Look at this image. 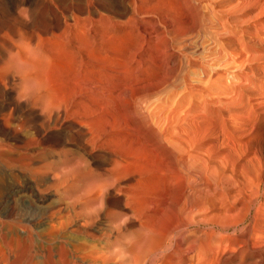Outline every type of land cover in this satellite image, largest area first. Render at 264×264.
I'll return each instance as SVG.
<instances>
[{
    "label": "rangeland",
    "instance_id": "1",
    "mask_svg": "<svg viewBox=\"0 0 264 264\" xmlns=\"http://www.w3.org/2000/svg\"><path fill=\"white\" fill-rule=\"evenodd\" d=\"M8 1L9 0L7 1L0 0V20H1L0 26L8 27L10 25H13L12 31H14L15 33L13 32L12 35L18 34V32L20 33L22 32L23 35L30 34L29 30L31 29L34 30L33 28L37 27V25H41L42 24L41 22L48 21L50 17H52L51 13H53L52 9L50 8L51 7L50 4H52V6L55 4V6L57 7L60 5L64 7L68 5L70 6L71 3L73 5L76 4L75 0H69L70 2L68 0H60L61 4H58L56 0L55 1L41 0V2L40 0H34V1H37V2H34L35 3L34 5L40 6V8L39 7L35 8L33 6L35 9L31 7L30 8L31 10L30 9L27 10V11L32 12L30 13V12L25 11L27 8L26 5H22V6L18 5V7L15 10L16 13L17 12L18 14L21 13V16H18L13 11H11L12 9H10L11 5L14 4L13 7L16 5L15 3L16 0L14 2H12L11 0L9 2ZM94 1L96 0H92L93 4L94 3L97 4L96 2H99V0H97L96 2ZM108 1L110 0H105V1L102 0V2L100 0V2L97 5L92 7L93 10L95 12L96 11L99 12L100 14L102 13L105 14V11H106V14H107L108 9L111 8L113 5L115 6V4H117V2L121 0H111L110 2ZM161 1L162 0H157V1L156 0H146L145 2L144 0V6H147L146 8L150 7V9H147L148 15L146 13H144L143 15L141 13L142 16L138 14V16H136V18L134 19V20L138 19L135 22V24L138 22L136 25L134 23L130 24V27L129 25H126L125 27L119 28V30L117 29V31L119 32L121 29V32L124 30H129V31L131 30L133 32L136 31L135 33H138V30L142 32L143 30L152 31L153 29L155 31L157 28V30L155 31L157 33L158 30L159 32H161V29H163L164 21H166L165 24L171 23L170 24L171 27L174 26L171 29L173 28L177 29L176 27H178L179 29L180 26L178 25L179 24L181 25V22H182L180 31L177 29V31L181 32L182 38L181 37H180L181 39L179 37L177 38L178 43L177 45L176 44L174 45V48L175 47L176 48L172 52L171 51L167 52L166 56L164 57L160 55V58L158 60L160 62V63L158 62V66H159L158 69L160 70H157V74L159 72L158 76H160L159 78H162L163 76L161 77V75H163V73H162L161 68L163 69V72L165 73L164 69H166V66H167L166 65V62L168 61L167 57L170 56V54L168 53L172 54V58L174 59L175 63L170 64V60H169L168 64L170 67H172L171 72H173L172 73L173 75H170V79H169V81L171 80V82L173 81L174 83V85L173 84L171 85L173 88H171V91H170L173 94L170 93L169 95L167 90H165V94H164L163 93L164 91L160 89L161 92L159 90V94L156 95V97L158 96V98L155 97L151 99L154 101V104H153V101L150 102V100L148 102L146 101L145 103L147 104V106L149 105L148 111L154 105L158 104L156 105V108H157V111L159 112L156 111L157 116L154 115V119H155V124L158 121L157 125H155L157 130L160 131L158 132L160 134H163L162 136L164 140L163 141L164 147L162 146L161 148L165 150H161L160 148L161 150L160 153L163 154V151L166 152L164 154L165 156L163 155L164 159L166 156L172 158L176 156V154H178L179 156H183L182 158H184V160L190 161L191 163L195 165L196 169L194 171L198 172L199 170L201 171V173L203 172L201 175L204 174L203 175L204 177L201 176V178H199L200 172H198V174L195 172V175L197 174L196 179H199V181L201 180L200 181L201 183L197 180V182L199 183L197 189H199L200 194H199V197H197L198 200H195V203H193L191 206H188L187 208L185 207L182 213L184 217L181 214V218L185 220L187 219L189 221H193L194 223L197 224V226H195V230H196L195 234L196 235L198 234L197 237H198L199 243L200 241L201 243L202 242L204 243V244L203 243L199 244V246L201 245L200 246L201 251L199 252L201 253L203 251L204 253L202 252L200 254L199 252H195L193 254L194 255L193 261L196 263L198 260L197 262L198 264H201V263L202 264H206V263L207 264H216V263L219 264V260H221L220 257L222 258V252L224 248H226L228 243L232 240H236L237 245L240 243L238 240H250L251 245L253 244L256 247L264 246V184H261L258 187L254 183V180L255 182L257 181L256 180L257 177L255 176L264 177V0H196L198 5L195 2V0H188V2L186 0L185 1L183 0L181 1L180 0H176V1L175 0L174 1L173 0L172 1L163 0L162 2ZM170 1H171V4H170ZM189 1H191V5L194 3L193 6H190ZM67 2L69 4H67ZM165 2H168V3H165ZM173 2H176L177 4ZM179 3H180V6L178 5ZM186 3H188V5ZM2 4L3 6H1ZM169 4H170V7L172 6L171 8L169 7ZM183 4H185V6L187 7V8L185 7L186 8L185 10L183 8L184 12L182 11V7L184 6ZM175 5L176 7L178 5L179 8H175ZM194 5L197 7H195ZM100 6L101 7L103 6V7L101 8ZM5 7L7 8L5 9ZM96 7L99 8L100 10L97 9ZM2 8H4V12ZM42 8L44 9V11ZM165 8H166V11L164 10ZM172 8H174L176 12ZM189 8L191 9V11ZM58 9H60V7ZM177 9H179L180 11ZM188 9L190 11L188 13L190 14L186 13V10ZM154 10H156V12ZM167 10L171 11L170 14L172 13V11H174L175 13H173V16H171L172 14L170 15L169 11ZM11 12H13L15 15H12ZM28 13L30 14L28 15ZM164 13L166 15L168 13V17L170 18L164 15ZM201 13L202 15L200 16ZM22 14H25V15L23 16ZM160 14H163L164 17ZM175 14L178 16H175ZM191 14L192 16L189 17ZM8 15L10 16L12 15V16L11 17L9 16L8 18ZM27 15L28 17H26ZM40 15H45V16H41L42 17L41 18ZM179 16H181V19H179L180 18ZM186 16L188 18H186ZM193 16H195L194 19L197 20V21L195 20L197 23L189 19V18H193ZM6 17L7 19H9V21L7 19H4ZM16 17H17V20L20 17L19 22L16 21ZM21 17L24 21L21 20ZM45 17H47V19ZM175 17H176V21L178 19L177 22L178 23L180 22L179 24L175 21L174 19ZM197 17L198 18L201 17L202 20H199ZM26 18L28 20H26ZM31 18H33L35 21H38V22L37 23L35 22L34 26H30V25L29 27L25 26V23L27 21L29 22ZM37 18L41 20L39 21ZM118 18L119 17H116V20ZM157 18L159 21H162L163 18L165 20L162 21V24L161 23L158 24L157 22L159 21L156 20ZM145 19H148V21ZM182 19L185 21H187L188 19V21L186 23L184 21L183 23ZM12 20H13V23L10 22ZM14 20L16 21L15 23H14ZM123 20L124 19L119 18L117 21H123ZM154 20L156 21L157 24L155 23ZM173 21H175L174 22L175 24L173 23ZM198 21L202 22L200 24L203 26V28L202 27H199L200 29L198 28V26L200 25ZM151 22L152 24L150 25ZM16 23L23 24V28L21 24H19L20 27L22 28V31H21V28L18 27L19 25ZM188 23H190L192 26H189L190 24ZM145 24L148 26H146ZM194 24L195 25L198 24V26L196 25L195 27L196 31H194V26H195ZM134 25L136 27H134ZM156 25L161 26L162 28L160 27L161 29H159L158 26ZM184 25H187L188 27H190V29ZM149 26H150V30L148 29ZM127 27H129V29ZM133 27L135 28V30H133ZM184 28L186 29V31L184 30L185 33L183 32ZM191 28H193V31L191 30ZM168 29H165V31H167ZM171 29L169 31L173 33ZM183 33L184 34L187 33L186 36ZM166 34L167 36H171L170 33L169 35L168 33ZM156 37H157V41L160 38L159 42H155L156 38L154 39L152 38V40L155 42L156 46L158 45V47L162 49V42H161L162 36L159 37L157 35ZM180 40L183 42L181 43V45L179 44ZM181 49H184V50H181ZM175 54H176V57L177 56L179 57L176 58ZM165 57L166 59H162ZM184 58L186 59V61L184 60ZM182 59L184 61H181ZM162 62L163 64H165V66L162 64ZM176 62L178 63V65L176 64ZM159 64L160 65L162 64V65L160 66ZM173 64H176V65H173ZM171 72L169 71V73ZM168 86L171 87L170 85ZM146 104H145V107H147ZM125 107L126 109L128 108L126 105L123 106V104H122V107H118V110L120 111V113L123 108L125 109ZM124 109L122 110L124 114L123 113L121 114L124 115L123 117L127 118L126 119L127 122L131 124V121H129L130 119L128 118H131L132 116L133 117L136 116V114L133 113L135 112V110L132 111L130 109L132 113L135 114L133 115L131 114V112H129V109H127L128 111ZM125 112L126 113L128 112L129 114L128 113L126 114ZM128 115H132V116L129 117ZM138 122L140 123L138 124L135 123V125L136 124L138 125V127L137 125L136 127L140 130V132L142 130L141 133L143 135L144 130L140 128H145V127L141 125L143 123L141 122L140 119L138 120ZM27 133L30 136L26 135ZM27 133H23L25 137L29 139V141L27 139H25V141L27 143L29 142L31 146L35 145L36 140L35 141L33 140L36 138V136L35 135L31 136L33 133L32 134L30 132H27ZM31 140L33 142H31ZM41 143L36 144V146H38L37 148L38 151H43L42 153L45 152L42 156V160L45 159L43 162L45 164L47 163L45 166L47 168L46 169L42 168L35 172L33 170L30 171V169L28 171H25V173L18 172L20 173V176L19 174L17 175V171L19 169L16 167V165H12V166L9 165V163H11L9 158L11 157L8 156L7 154H5L6 155L5 156L3 154L5 151H2V153L0 151V240H1L0 241V257L3 258L6 256L7 262L5 261L4 264H9V263L28 264V262H30V264H49L50 260H56L61 255L60 253L64 252L63 249H67V251L71 252L72 251L71 249H73L72 248L73 246L75 247L79 245V244H76L77 242L83 243L84 240H86L85 243L86 242L88 243V241L91 242V240H93L91 243L95 244V241L98 240L96 243L100 242V244L101 243L109 244L110 250H107V252L110 253L109 255L111 256L110 258H113V260L111 259L110 263L116 262L115 264H118L120 262L122 264L123 263L124 264H137V263H131V260L130 259L128 260V258L124 259L128 257L127 254L129 255V253L126 250H124V247L126 246L125 243H128V242L133 243L135 241L141 242L143 240H146L147 238H150V232L146 228H144L140 222L142 218L140 219L139 216L137 217V215H136L137 218L134 217L133 215L135 214V212H133L132 209H129L130 206L128 207V206L123 205V203L120 202L121 201L120 196L114 195V193H111L113 195L105 194V196L102 197V199L101 197L100 198L98 197L99 195L95 196V199L93 198L92 201H89L91 200V198L89 197L86 199L88 195H87V192H85L84 188L85 189H89L90 187L97 188L98 187L97 185H100L101 182L109 183L111 176L108 172V169H110L112 164L107 161L96 162L91 165L83 164L85 163L84 162L85 156L83 155V151L80 145H77V143L75 144V143L69 142L67 145H60V144L54 145V143H52L51 146L46 145V144L42 145ZM1 144L2 143L0 141V145ZM8 144L12 145V143H8ZM75 145L78 147H75ZM56 146L59 147V149ZM9 147H12V146H9ZM49 147H51L52 149ZM63 148L68 149L67 151L71 155L67 154L68 152L66 150L63 151L62 150ZM167 149H170L171 152H169V150L167 151ZM70 150L72 152L74 151L73 154ZM48 151H53V153L50 152V154H48L49 153ZM55 151L58 152L57 156L55 154L57 152ZM46 153L48 154L49 157L47 156ZM1 154L2 156H5V157H2ZM52 154H55V155H52ZM44 155H46L47 157ZM49 158L51 159V161ZM55 158H57L59 161L56 160ZM52 159H54V161H52ZM48 160L50 162H55V165H53L52 163L53 165L52 166ZM57 162L58 163L60 162V163L58 164ZM7 163H8V166H7ZM81 163L82 165L85 166V167L83 166L85 169L82 167ZM38 164L43 165L42 162ZM77 164L81 165L82 169L81 168L79 169L81 174L80 175L78 174V175L80 177L75 179L74 180L75 182L73 181V183H76V184L68 183L67 185H64L63 183L60 189L59 187L58 188L55 187L56 190L54 187L53 188L51 187L52 184H54L53 182H56V180L51 181L53 177L55 178V175H57L56 177H60L64 173H68V172L71 173L70 170L76 169L75 171H77V168L80 167ZM94 165L96 166L97 169L93 167ZM36 166L33 165L32 167L34 168ZM8 167L11 169L13 168L14 169L11 170ZM15 167L17 169H15ZM64 167L65 168L67 167V168L65 169ZM74 167H77V168H74ZM105 168L107 169V171H105ZM41 170H44V172H42ZM81 170H83L85 173H83ZM77 172L80 173L79 171ZM42 173L43 174L45 173V174L43 175ZM22 174H24L23 176H25V178L22 176ZM82 174L83 175L85 174V175L82 177L81 176ZM39 175L40 177H38ZM248 177L250 178V180L252 179V183L254 186L253 187L252 185H250L249 189L248 187L243 185L245 184L244 181H246ZM107 179H108V182H107ZM250 180H247V182H249ZM35 184L37 185L36 187H35ZM33 185L35 188L33 187ZM46 185L47 186L51 185V186L47 187ZM19 186H21V188ZM22 186L24 187L26 186V187L24 188ZM65 186L68 187V190L67 188H65ZM244 186L246 187V191H245ZM46 187H47V190H46ZM76 188H78L79 190ZM227 188H229L230 190L236 189V188H239L240 190H242L243 188V191H241L242 192L241 193L239 190V192L241 193L240 194L238 190H235V192L237 191L238 193L232 192L230 195L231 197H227L226 196L227 191H230ZM27 189L28 191H26ZM40 189L42 191H40ZM65 190H67L68 192ZM69 191L70 192L72 191L71 194ZM91 191L89 192V194L92 193L90 195L94 196L95 194L93 193H95V191L93 192ZM200 191L202 192V194ZM39 193L40 195L37 196V194ZM81 193H82V196H80ZM84 193L86 194L85 196H83ZM77 194L79 195L82 203L80 200L78 202L79 197ZM69 195L70 197L68 199ZM74 195H76L78 198H75ZM72 196H74L73 198L77 200L75 201L74 199L72 200ZM106 196H107V200H105ZM115 196L119 200H117ZM108 198L109 199L112 198V199L109 200ZM100 199L102 202L99 201ZM66 200H70V204ZM95 200L97 202H95ZM84 201L85 203L88 201L87 204H85ZM63 202L65 203L67 202L68 204L67 203L63 204ZM99 202H101L104 206H102L101 203L99 204ZM83 204H85V206ZM98 204L101 206V208ZM65 205H68V206H65ZM69 205H74V206H71L70 208ZM91 205H93V207ZM120 205H122V207ZM86 207L87 208L90 207V209L87 210ZM67 208L71 212L68 211ZM80 209L81 211L88 212V213L85 214L84 212H82V216H83L82 217L80 214L81 213ZM83 209H86V210H83ZM60 211H63L66 214H63V212H60ZM131 211L133 212L132 213L133 215L131 214ZM56 212L60 214L58 215V213ZM67 212H70V214H68ZM61 214L67 215V217L65 216L59 217ZM84 215L86 218L91 220V223H90V220L86 222L88 219L87 220L84 219L85 218ZM73 216L76 217V219ZM61 219H63V221ZM69 219H70V222H69ZM130 219H132V221ZM173 219L174 220H171V217L169 216L167 223H169V225L170 224L172 225L171 228L174 226L178 227L180 218L179 220L178 218L176 219L173 218ZM60 221L64 223L62 224V222L60 223ZM77 221L79 224L77 223ZM80 221H84L86 223L84 224V222L81 223ZM133 221H135V223H133ZM74 222L75 224L73 225ZM65 223L67 224V226L65 225ZM87 223L88 224L90 223L91 226L89 225L88 227ZM92 224L94 227L92 226ZM65 228H68V229H65ZM86 228L88 231L86 230ZM247 228L248 229L250 228V229L248 230ZM80 229L81 230L83 229V230L81 231ZM172 230L173 228L171 229V231ZM173 234L174 233L171 234L172 237L175 235ZM172 237H170V235L166 236L164 240H167L166 243L169 241V244L167 243L166 245V243L165 244L163 243L160 247L162 250L155 249V251L154 250L152 252L150 251V254L148 255L146 254L147 252H145L146 255L142 254L139 257V259L135 261L138 262L139 264H148V261L151 259L150 256H152L153 258L152 260H154L155 262L162 255H166V253H168L169 251V245H170L171 240H175ZM13 240L14 241L20 240L19 241L20 243L17 244L18 242L17 241L15 242L16 244L15 243L12 244ZM102 240H105L106 242H102ZM111 240H112V243H111ZM122 240H125V241H122ZM26 241H28V243ZM2 242L4 245L3 244L1 245ZM4 242H6V244ZM113 242L115 243L113 244ZM61 243L63 244L65 243L68 245H63ZM69 244L72 246H70ZM8 245L9 246L13 245V246L9 247ZM44 245H45V248H44ZM112 247H115V249ZM40 249L42 250V252ZM111 249H113L114 251ZM229 249L231 251L234 248H229ZM122 251L124 252L122 253ZM112 252L114 255L117 253L116 256H112L113 255ZM164 252L165 254H163ZM46 253L50 257L46 255ZM120 254H121L122 262L121 260H119ZM123 254L125 255L124 258H123L124 256ZM201 255H202V258L204 257V260L201 258ZM117 256H118L119 261H117L116 259ZM156 257L158 258L156 259ZM37 258H39L38 259L39 262L38 260H36ZM247 258H245L244 260L245 263L246 262L248 263V261H253V258H248V259ZM15 259L18 263L15 262ZM140 259L141 261H139ZM40 261L43 263H40ZM135 261H132V262H135ZM149 262H152V261L150 260ZM233 262L236 263L237 261L234 260ZM0 263L2 264V262ZM261 263L264 264V258H261ZM150 264H154V263H150Z\"/></svg>",
    "mask_w": 264,
    "mask_h": 264
},
{
    "label": "bare ground",
    "instance_id": "2",
    "mask_svg": "<svg viewBox=\"0 0 264 264\" xmlns=\"http://www.w3.org/2000/svg\"><path fill=\"white\" fill-rule=\"evenodd\" d=\"M11 1L14 2L15 0H11ZM43 1H45V0H43ZM50 1H55V0H50ZM56 1L58 2V4H61L60 0H56ZM75 1H76L75 5H73L71 3L70 6L68 5L66 7H64L62 5L57 7V6H55V4L53 6H52V4H50L51 7L50 6H48V7H50L52 9V12H53V13H51L52 17H50V19L46 22H41L42 23L41 25L36 24L37 27L33 28L34 30H32L30 28L31 29V30H29L30 34L23 35L22 32H21L22 34L20 32H18V34L12 35L14 31H12L13 25H10L11 23L9 25L12 27H10V26L1 27L0 26L1 27L0 28V141L2 143L0 145V147H1L0 151H1V153H2V151H5L6 153L4 152L3 154L4 155L7 154L8 156L11 157L9 159H10V162L13 164L9 163V165L10 166L16 165V167L19 169L18 171L16 170L17 175L19 174V176H20V173H18V172L25 173V171H28L29 169H30V171L33 170L35 172V171H38L42 168H45V169L47 168V167H45L47 163L45 164L43 162L45 159L42 160V156L45 152L42 153L43 151H38V149H37L38 146H36V144H40L41 142H42L41 143L42 145L46 144V145H50V146L52 145V143H54V145L55 144L67 145L69 142L75 143V144L77 143V145H80V147L83 151V155L85 156V159H84L85 163H83L85 165L86 164L91 165V164H94L96 162H105V161L110 162L112 164V166L110 167V169H108V172L111 176V179H110L111 181L109 180V183H102L101 182L100 185H97L98 187L95 186L97 188H94V187H92V188L90 187L89 189L84 188L85 192H87V195H88L86 197V199L89 197V198H91V200H89V201H92V199L93 198L95 199V196H98V195H99L98 197L99 198L101 197V199H102V197H104L105 194L108 195L111 193H114V195H119L121 198L120 202L123 203V205H125V206H128V207L130 206L129 209H132L133 212H135V214L133 215L132 214L133 212L131 211V214L134 217H136V215H137V217L139 216L140 219L142 218V220L140 221L142 226L150 232V238L146 237L149 240L146 239L143 241L139 240L141 242L135 241L133 243H131V242L125 243L126 246L124 247V250H126L129 253V255L127 254L128 257L124 258L125 255L123 254L124 255L123 258L124 259L128 258V260L130 259L131 263L139 264L135 260H138L142 254L143 255L145 254V252H147L146 254L148 255V254H150V251L151 252L153 250L155 251V249L162 250L160 247L163 243L164 244L166 243L167 240H164L166 238V236L170 235V237H172L171 234L174 233L175 235L173 234L174 236L172 238H174L175 240H171L168 253H166V255H162L159 258L156 257V259L157 258L158 259L155 262H154V260H152L153 259L152 256H150L151 259L150 258L149 259L152 262H149L150 261L149 260L148 264H150V263H154V264H196L198 262V260L196 263L193 261V258H194L193 254L195 252L201 251L200 250L201 245L199 246L201 241L199 243V240L197 237L198 234L197 235L195 234V232H196L195 226H197V224L194 223L193 221H189L187 219L185 220V219L181 218V214L183 213L185 207L187 208L188 206H191L193 203H195V200H198L197 197H199L200 193H199V189H197L198 185H199L197 180L199 181V179H196L197 178L196 175L198 174V172H200L199 173L200 176L199 175L198 176H199V178H201V176L204 177L203 176L204 174L201 175L203 172L201 173V171H199V170H198V172L194 171L196 169L195 165L193 163H191L190 161L184 160V158H182L183 156H179L178 154H176V156H174L172 158L166 156L167 159H166V157L164 159L163 155L166 152L163 151V154L160 153L161 150H165V149L161 148L162 146L164 147V143H163L164 140H163V136H162L163 134H160L159 133L160 131L157 130L155 125H157L158 121L155 124V119H154V115L157 116L156 115V111H157L156 105H158V104L154 105L148 111L149 105L147 106V104L145 103L146 101L148 102L149 100H150V102L153 101L151 99L155 98L156 95L159 94L160 89L164 91V92L162 91L164 94H165V90L168 91L169 95L171 93L170 92L171 88H173L171 85L172 84L174 85V83H173V81L171 82V80L169 81V79H170V75H173L172 74L173 72H171L172 67L169 66L168 61L170 60V64H172V63H175L174 59L172 58V54L168 53V54H170V56L167 57L168 61L166 60L167 66H166V69H164L165 73L163 72V69L160 67L162 70V73H163V75H161V77L163 76L162 78H159L160 77V76H158L159 72L157 74V70H160V69H158V67H159L158 66V62H159L158 60L160 58V55L164 57V56H166L167 52H169V51L172 52L176 48V47L174 48V45L175 44L177 45V43H178L177 38L181 37V32H179V31H180V28L182 26V22L180 25L179 24L180 22L179 23L177 22L178 19L176 21V17L174 18L175 21L179 24V25L178 24L177 25L180 26L179 29H178V27H176L179 31H177V29H174V28L171 29L174 26L171 27V25H170L171 23L165 24L166 21H164L165 19L163 18V20H162V21H164L163 26L165 27V29H168V27H169V29L167 31H165L164 27H163V29H161L162 28L161 26L156 25V26H158L159 29H161V32H159V30H158L156 33L155 32L157 30L156 27H155L156 28L155 31L153 29L151 31L150 26L148 28L150 31H144L143 30L141 32L140 30H138V33H135L136 31L133 32L131 30L130 31L124 30L121 32V29H120V31L118 32L117 29L119 30V28L125 27L126 25H129V27H130V24H133V23L135 24V22L138 19L137 20H134V19L136 18V16H138V14L141 15V13H142V15H143L144 13H146L148 15L147 9H150V7H149L150 4L148 6L149 8H146L147 6H144V0H121V1H118L117 4H115V6L113 5L109 9H108V7H109L108 6L107 7V9H108L107 14H106V11H105V14H103V13L100 14L97 11L95 12L92 8L93 6L97 5L100 2V0H99V2H96L97 0L94 1L97 4H95V3L93 4L92 0H78V1L75 0ZM110 1H108V2H110ZM166 1H168V0H166ZM171 1H170V4H171ZM183 1H185V0H183ZM186 1L188 2V0H186ZM34 2H37V1H34V0H16L15 1L16 5L14 7H13L14 4L11 5L10 9H12L11 11H13L18 16H21V13L18 14V12L17 13L15 12L18 5H21V6L26 5L27 8L25 11H27L31 7L32 8H34V7L40 8V6H35ZM40 2H41V0H40ZM40 2H39V4H40ZM101 2H102V0H101ZM145 2H146V0H145ZM189 2H190V6H193L194 3L191 5V1H189ZM195 2L197 3L196 0H195ZM53 3H55V2H53ZM114 3H116V2H114ZM165 3H168V2H165ZM173 3H176V2H173ZM67 4H69V3L67 2ZM111 4H113V3H111ZM163 4H164V2H163ZM170 4H169V7H170ZM186 4L188 5V3H186ZM178 5L180 6V3ZM178 5H177V7L175 5V8H179ZM183 5L184 6L182 7V11L184 12V10L187 7L185 6V4H183ZM197 5H198V3H197ZM1 6H3V4ZM46 7H47V5H46ZM59 7H60V9H58ZM173 7H174V5H173ZM195 7H197V6H195ZM6 8L7 7H5V9ZM23 8H24V6H23ZM183 8H184V10H183ZM2 9L4 12V8H2ZM97 9H99V8H97ZM155 9H156V7H155ZM172 9H174V8H172ZM189 9L186 10V13L191 11V9H190V11H189ZM199 9H200V7H199ZM104 10H106V9H104ZM164 10L166 11V8ZM177 10H179V9H177ZM37 11H39V10H37ZM37 11H35V12H37ZM43 11H44V9H43ZM154 11L156 12V10H154ZM167 11H169V10H167ZM13 12H11L12 15H15ZM27 12H30V11H27ZM170 12L171 11H169V14H170ZM175 12H176V10H175ZM175 12L172 11V13H171L172 15L171 14L170 15L173 16V13H175ZM30 13H32V12H30ZM30 13H28V15ZM48 13H50V12H48ZM159 13H161V12H159ZM165 13H164V15H166ZM176 14H175V16H178ZM184 14H182V15H184ZM188 14H190V13H188ZM22 15L24 16L25 14H22ZM28 15L26 17H28ZM160 15H162L164 17L163 14H160ZM196 15H198V14H196ZM201 15H202V13L200 14V16ZM9 16L10 15H8V18H9ZM41 16H45V15H40V17ZM166 16L168 17V13ZM191 16H192V14L189 17H191ZM114 17H115V19H114ZM116 17H119V18L124 19V20L123 21H117L119 18L116 20ZM179 17H180L179 19H181V16H179ZM194 17L195 16H193V18H189V19H191V21H193V22H196L197 20L194 19ZM19 18L17 20V17H16V21L19 22ZM33 18H35V17H33ZM33 18H31V20L29 22L27 21L25 23V26H28V27H29V25L34 26V23L38 22V21H35ZM45 18L47 19V17H45ZM168 18H170V17H168ZM186 18H188V17L186 16ZM4 19H7V17ZM192 19H194V20H192ZM198 19L202 20L201 17H199ZM7 20L9 21V19H7ZM21 20L24 21L22 19V17H21ZM26 20H28V19L26 18ZM38 20L40 21L41 19H38ZM145 20L148 21V19H145ZM156 20H158V18ZM16 21L14 20V23ZM154 21H152V22H154ZM162 21H159L157 23L162 24ZM175 21H173V23ZM184 21L185 20H183V23H184ZM187 21H188V19H187ZM187 21H185V23ZM10 22L13 23V20ZM152 22L150 23V25L152 24ZM170 22H171V20H170ZM155 23H156V21H155ZM198 23L200 24L202 22L198 21ZM16 24L19 25L21 23H16ZM188 24H190V23H188ZM135 25H134V27H136ZM196 25L198 26V24H196ZM196 25L194 26V31H196L195 30ZM200 25L198 26V28L199 27L203 28V26L202 25L200 26ZM21 26L23 28V24H21ZM146 26H148V25H146ZM184 26H187V25H184ZM189 26H192V25L190 24ZM18 27H20V25ZM129 27H127V28L129 29ZM134 27H133V30H135ZM22 28H21V31H22ZM138 28H139V26H138ZM188 28L190 29V27H188ZM170 29L172 30L173 33H171L169 31ZM18 30H20V29H18ZM184 30L186 31L185 28L183 29V32H184ZM191 30L193 31V28H191ZM166 33H168V35L170 33L171 36H167ZM25 34H26V32H25ZM186 34H184V35L186 36ZM157 35L159 37L162 36V38H161L162 49L159 48L158 45L156 46V44H155V42H159V40H160V38H159L157 41V37H156ZM152 38L153 39L156 38V41L154 42L152 40ZM151 43H152V45H151ZM181 43H183V42L180 40L179 44L181 45ZM160 45H161V43H160ZM181 50H184V49H181ZM179 51H180V49H179ZM175 57H176V54H175ZM178 57L179 56H177L176 58H178ZM162 59H166V57L162 58ZM184 60L186 61L185 58H184ZM184 60L182 59L181 61H184ZM161 61H163V60H161ZM177 61H178V59H177ZM164 63H165V61H164ZM181 63H183V62H181ZM162 64H163V62H162ZM176 64L178 65L177 62H176ZM176 64H173V65H176ZM163 65L165 66V64H163ZM169 71L171 73H169ZM174 79H175V77H174ZM168 85H170L171 87H169ZM161 86L163 89L161 88ZM161 90H160V92H161ZM172 91H174V90H172ZM171 94H173V93H171ZM165 97H166V95H165ZM156 98H158V96ZM169 99H171V98H169ZM122 104H123V106L126 105L128 107L127 109H129V112H131V114L135 113L136 116L139 118H137L136 116L133 117L132 115H128L129 117H131V116L133 117V118L132 117L128 118V119H130L129 121H131V124L128 123L126 120L127 118L123 117L124 115L121 114V113H123L122 110L124 108L122 110L120 109L121 113L118 110V107H122ZM145 104L147 107H145ZM153 104H154V101H153ZM150 107H151V105H150ZM125 109H126V107H125ZM130 109L132 111L135 110V112L132 113V111ZM157 112H159V111H157ZM135 114H133V115H135ZM139 119L143 123L141 125H143L145 127V128H140V129L144 130L143 135L141 133L142 130L140 132V130L137 128L138 127L137 124L140 123V122H138ZM135 123H137L136 124L137 127H136ZM143 126H141V127H143ZM27 132H30L31 134L33 133L31 136H33V135L36 136V138L33 140V141L36 140L35 145L31 146L29 142L27 143L25 141V139H27V137H25V135L23 133H27ZM161 133H163V132H161ZM26 135H28V133ZM28 136H30V135H28ZM27 140L29 141V139H27ZM33 141L31 140V142H33ZM8 143H12V145H10ZM9 146H12V147H9ZM39 146H41V145H39ZM46 147H48V146H46ZM75 147H78V146L75 145ZM49 148H51V147H49ZM57 148L59 149V147H57ZM67 148H69V147H67ZM160 148H161V150H160ZM73 149H74V147H73ZM78 149H80V148H78ZM62 150L67 151L68 149L63 148ZM168 150H169V152H171L170 149H167V151ZM48 152H47L48 154H50V152L53 153V151H48ZM55 152H57V151H55ZM73 152H72V154H73ZM48 154H47V156H48ZM55 154L57 156L58 152ZM55 154H52V155H55ZM67 154H69V152ZM69 155H71V154H69ZM1 156H2V154H1ZM5 156H2V157H5ZM44 156H46V155H44ZM55 159L58 160L57 158H55ZM63 159H65V158H63ZM50 161H51V159H50ZM52 161H54V159H52ZM41 162L43 163V165L38 164ZM2 163H4V162H2ZM52 163H53V165H55V162H50L51 165H52ZM4 164H6V163H4ZM17 164H18V166H17ZM33 165H35V166L38 165V166L33 168L32 167ZM77 165H79V164H77ZM81 165H82V163H81ZM81 165H79L80 167L78 166L79 168H77V167H74V168H77V171L80 172L79 169L81 168ZM7 166H8V163H7ZM83 166L84 165H82V167ZM259 166H260V164H259ZM16 167H15V169H17ZM93 167L96 168L95 165ZM87 168H88V166H87ZM106 168H105V171H107ZM9 169H11V168H9ZM13 169H11V170H13ZM70 169H71V167H70ZM91 169H93V168H91ZM91 169H90V171H91ZM75 170H70L71 173L68 172V173H64L63 175L61 174L62 173L61 172L60 174L62 176H60V177H56L57 175H55V178L53 177V179H51V181L56 180V182H53L54 184H52V186L51 185H49V186H51L52 188L53 187L54 188L59 187V189H60V187H61V185H63V183H64V185H67L68 183L72 184L73 181L75 179H77L78 177H80L79 175L81 174V172L78 173ZM87 170H89V169H87ZM41 171L44 172V170H41ZM41 171H40V173H41ZM81 171L83 173H85L83 170H81ZM195 172L197 173L196 175H195ZM56 173H54V174H56ZM109 174H107V175H109ZM248 174H249V172H248ZM23 175L24 174H22V176ZM84 175L82 174L81 176L83 177ZM23 177L25 178V176H23ZM38 177H40V175ZM255 177H257L256 178L257 183L255 182V180H254V183L258 187L261 184H264V177H258V176H255ZM79 180H80V178H79ZM247 180H250V178L248 177ZM247 180L244 181L245 184H243V185H245L249 189L250 185L253 186V183H252V179L249 182H247ZM107 182H108V179H107ZM73 184H76V183H73ZM36 186L37 185L35 184V187ZM49 186H47V187H49ZM90 186H91V184H90ZM19 187L21 188V186H19ZM22 187H24V186H22ZM33 187H34V185H33ZM47 187H46V190H47ZM246 187H245V191H246ZM24 188H22V189H24ZM65 188H67V190H68L67 186H65ZM239 188L232 189V190L227 188L230 191H227L226 196L231 197L230 196L231 193L235 192V190H238V192H239V190H240ZM243 188H242V190H240V192L243 191ZM76 189H78V188H76ZM93 189H95V190H93ZM37 190H39V189H37ZM55 190H56V188H55ZM55 190H54V192H55ZM67 190H65V191H67ZM91 190L95 191V193H93V194H95L94 196L90 195L92 193L89 194V192ZM200 190H202V189H200ZM26 191H28V189ZM40 191H42V190L40 189ZM93 191H91V192H93ZM71 192H70V194H71ZM238 192L236 191L235 193H238ZM15 193H17V192H15ZM201 194H202V192H201ZM32 195H33V193H32ZM34 195H36V194H34ZM38 195H40V193L37 194V196ZM85 195L86 194L84 193L83 196H85ZM111 195H113V194H111ZM74 196H75V198L79 197V195H78V197L76 195H74ZM74 196H72V200L74 199L73 198ZM80 196H82V193ZM69 197H70V195L68 196V199H69ZM105 198H106L105 200H107V196ZM115 198L117 199L116 196H115ZM101 199L99 201H101ZM111 199H109V200H111ZM75 200H77V199H74V201ZM79 200H80V197L78 198V202H79ZM96 200H95V202H97ZM117 200H119V199H117ZM66 201L69 202V204H70V200H66ZM87 202L85 203V201H84L85 204H87ZM101 202H99V204ZM106 202H108V201H106ZM64 203L65 202H63V204ZM72 203H74V202H72ZM81 203H82V201H81ZM85 204H83V205L85 206ZM93 205H91V206L93 207ZM106 205H108V204H106ZM65 206H68V205H65ZM69 206L71 208V206H74V205H69ZM102 206H104V205L102 204ZM118 206H119V204H118ZM120 206L122 207V205H120ZM64 207H62V208H64ZM100 208H101V206H100ZM86 209L89 210L90 207L89 208L86 207ZM86 209H83V210H86ZM67 210L70 211L68 208H67ZM124 211H125V209H124ZM127 211H129V210H127ZM60 212H63V211H60ZM70 212H67V213L70 214ZM72 212H74V211H72ZM80 212L79 213L82 216V212H84V211H81V209H80ZM56 213H58V212H56ZM84 213L86 214L88 212H84ZM166 213H167V215H166ZM59 214L60 213H58V215ZM63 214H66V213L63 212ZM61 216L67 217V215H62V214L59 217H61ZM169 216L171 217V220H174L173 218H175V219L178 218V220H179V218H180L178 227L177 226L172 227L173 228L172 231H171L172 225L171 224L169 225V223H167ZM84 217H85V215H84ZM183 217H184V215H183ZM74 218L76 219V217H74ZM56 219H58V218H56ZM66 219H64V220H66ZM84 219L87 220L88 218L85 217ZM61 220L63 221V219H61ZM89 220L90 219H88L86 222H88ZM130 220L132 221V219H130ZM62 221H60V223ZM69 222H70V219H69ZM80 222L83 223L84 221H80ZM86 222H84V224ZM92 222H94V221H92ZM63 223L64 222H62V224ZM66 223H67V221H66ZM66 223H65V225L67 226ZM77 223H78V221H77ZM90 223H91V220H90ZM90 223L89 224L87 223L88 227H89ZM133 223H135V221H133ZM74 224H75V222L73 223V225ZM92 226H93V224H92ZM80 227H81V225H80ZM65 229H68V228H65ZM146 229H144V230H146ZM86 230H87V228H86ZM83 232H85V231H83ZM89 238H90V236H89ZM199 239H200V237H199ZM17 241L13 240L12 244H14L15 242H17V244L20 243L19 242L20 240H17ZM22 241H24V240H22ZM28 241H26V242L28 243ZM85 241L86 240H84V242H83V240H82L83 243L77 242L76 244H79V245L72 247L73 248V249H71L72 253L70 251H67V249H63L64 252H61V253L58 251L61 255L59 254L60 256L56 260L48 259V260H50L49 264H113L114 263V262L110 263L111 259L113 260V258H110L111 257V256H109L110 253L107 252V250H110L109 244L101 243V244H103V245H101L100 242L96 243L98 240L95 241V244L91 243L93 240H91V242L88 241V243L87 242L85 243ZM122 241H125V240H122ZM238 241L240 242L238 245L236 243V240H232L228 243L227 247L224 248V250L222 252V258L220 257L221 260L218 259L219 264H262L261 258H264V246L256 247L253 244L251 245L250 240H238ZM7 242H8V240H7ZM34 242H36V241H34ZM69 242H70V240H69ZM102 242H106V241L102 240ZM126 242H127V240H126ZM4 243L6 244V242H4ZM111 243H112V240H111ZM114 243L115 242H113V244ZM129 243H131V244H129ZM167 243L169 244V241ZM167 243H166V245H167ZM2 244H3V242L1 243V245ZM61 244H63V243H61ZM63 245H68V244L64 243ZM123 245H124V243H123ZM127 245H129V246H127ZM12 246L13 245H10L9 247H12ZM41 246H42V244H41ZM70 246H72V245H70ZM117 246H119V245H117ZM115 247H112V248L115 249ZM37 248H39V247H37ZM44 248H45V245H44ZM64 248H65V246H64ZM229 248H234V249H232L230 251ZM111 250H113V249H111ZM119 250H120V248H119ZM119 250H117V251H119ZM1 251H2V249H1ZM254 251H256V252H254ZM41 252H42V250H41ZM115 252H116V250H115ZM123 252L124 251H122V253ZM112 254H113V252H112ZM116 254L115 255L113 254L112 256H116ZM163 254H165V252ZM3 255H1V256H3ZM46 255H48V254L46 253ZM118 256L116 258L117 261L121 260V262H122L121 254H120L119 260H118ZM54 257H56V256H54ZM247 257L253 258V261H248V263L247 262L245 263L244 260ZM46 258H48V257H46ZM51 258H53V257H51ZM201 258H202V255H201ZM38 259L39 258H37L36 260H38ZM124 259H123V261H124ZM141 259L139 261H141ZM202 259L204 260V257ZM202 259H200V260H202ZM21 260H23V259H21ZM195 260H196V258H195ZM234 260H236L237 262L234 263L233 262ZM5 261L7 262L6 256L3 258L0 257V262H2V264H4ZM132 261H135V262H132ZM15 262H17L16 259H15ZM38 262H39V260H38ZM40 263H43V262L40 261ZM9 264H12V263H9ZM23 264H25V263H23ZM28 264H30V262H28ZM118 264H122V263L119 262Z\"/></svg>",
    "mask_w": 264,
    "mask_h": 264
}]
</instances>
